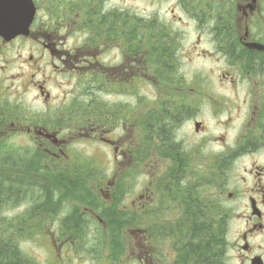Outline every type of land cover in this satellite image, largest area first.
Segmentation results:
<instances>
[{
	"label": "flooded vegetation",
	"instance_id": "obj_1",
	"mask_svg": "<svg viewBox=\"0 0 264 264\" xmlns=\"http://www.w3.org/2000/svg\"><path fill=\"white\" fill-rule=\"evenodd\" d=\"M182 1L179 0L180 7ZM219 1L193 0L208 15L215 16L222 11L234 16L238 22L237 28L214 27L207 32L214 38L212 48L230 69L223 74L222 83L248 85L243 98L247 111L237 139L228 141L225 134L210 132V122L216 120L218 111L228 107L227 100L200 88L194 91L190 88V93L183 92L180 84L176 105L181 121L176 140L180 147L181 187L189 185L190 177L185 173L193 170L203 208L212 212L219 204L226 212L224 264H264V49L255 50L247 45L254 42L264 45V0H229L224 11L223 7H218ZM31 14L33 18L28 33L18 34L9 40L3 36L4 30L0 34V142L7 144L16 135L28 136L38 155V173H34L38 180L41 179V166L53 170L56 178L66 177L63 169H68L73 161L82 162V157L87 156L82 155L75 144L81 141L96 144L95 153L87 159L92 167L95 165L98 194L109 203L106 206L109 211L117 208V213L130 218L123 225L132 229L136 227L137 213H151L156 203L153 171L158 173L159 165L172 160L169 156L168 116L162 125H154L153 121L146 124L137 116V81L139 69L147 68L146 55H139L135 39L122 36V13L117 5H112V0H0L2 27L4 23L9 26L10 19L24 20ZM91 18L102 20L99 46L91 43L94 38L90 33ZM112 19L116 28L115 33L109 36L111 26L107 21ZM131 32L134 33L135 29L132 28ZM73 36L84 38L71 44L68 39ZM25 50L27 54H24ZM91 50L96 53L118 51L121 59L111 66L98 62L96 67L100 76L97 122L82 120L81 115L89 111L81 113L72 104L47 114L31 112L15 101L8 104V91L15 85L12 79L18 80L16 96L19 98L32 87L45 103L51 102L53 94L47 86V78H37L43 70L42 64L51 67V72L56 74L74 73L80 83L79 77L87 75L92 68L88 65L93 63L89 57ZM19 61L18 71L8 74L7 67ZM26 64H29L28 69ZM179 65L181 70V61ZM141 74L149 78L147 73ZM10 79L11 84L5 87V82ZM105 92L114 97L104 98ZM155 100L158 108L155 110L152 103L151 112L158 113L161 108L165 112L166 106H174L168 102L166 94L156 93ZM205 107L215 116L206 114ZM239 116L240 113L234 117ZM234 117L231 111H227L226 119L219 123L229 127ZM187 123L194 128L197 138L194 145L185 132ZM188 148L193 149V155ZM41 151L47 156L45 164V158H40ZM9 166L6 177L11 172L16 173ZM147 166L151 169L146 173ZM138 172L146 177L140 188H137ZM59 207L57 204L53 213L58 212ZM93 210L83 207L78 219L90 217L102 224L98 216L101 213ZM71 215L68 220L77 217ZM137 236L138 233H134L135 239ZM145 239L148 241V236ZM184 250L181 243V256ZM153 253L152 248L147 250L146 264H160V259H155ZM141 261L145 260L141 258Z\"/></svg>",
	"mask_w": 264,
	"mask_h": 264
},
{
	"label": "rangeland",
	"instance_id": "obj_2",
	"mask_svg": "<svg viewBox=\"0 0 264 264\" xmlns=\"http://www.w3.org/2000/svg\"><path fill=\"white\" fill-rule=\"evenodd\" d=\"M182 2L183 4L180 7L179 0H112V5L115 4L119 7L122 16L128 17L131 20L141 18V20L144 22H153L157 32H167L170 35L167 40L176 44L175 59L177 61H181V78L183 79V76H185L187 82H189V88H192L193 91L194 89L197 90L199 88L202 90L204 89L206 93H212L217 95L219 99L227 100L228 107H226L223 111H218L216 120H212L210 122V132L215 135L225 134V137L228 141L236 140L237 136L242 130V121L247 111L243 98L248 91V85L241 82L230 84L229 82L225 81V83H222L223 74H225V72L229 71L230 69L228 68L226 61L220 59V55L212 48V46L215 44L213 41L214 38L210 33L207 32V29L216 27L212 23L213 19L211 15H208L202 10V6L195 4L193 0H183ZM218 3V7L220 9L223 7L224 11L227 5H229V0H220ZM215 4L217 5L216 2ZM232 19L234 22L235 17L232 16ZM141 29V31L144 32V28ZM199 30H203V32L199 33ZM90 33H92L91 29ZM83 38L84 36H73L72 38H69L68 41L71 44H75L78 40L81 41ZM99 38V35L98 37L94 36L91 43H93L95 46H99ZM204 51H211V53ZM24 54H27V50L24 51ZM92 55L95 57L92 58ZM89 57L93 63H89L88 65L93 68L98 66V62H103L106 65L111 66L117 64L121 60L119 59L118 51L96 53L94 50H91ZM20 63L21 61L15 65H10L7 67V73H16ZM84 65H87V63ZM26 66L28 69L29 64H26ZM42 68L43 70L39 73L37 78H47L48 81L46 83L53 94V100L51 102L45 103L42 98L38 97L37 90L32 87L26 91L24 96L19 98L16 96V87L19 84L18 80L16 82L14 79H12L15 85L8 91V104L15 101L18 102V104L22 103L25 106V109H29L31 112H42V114H47L52 112L54 109L61 107L65 108L70 104H72L73 108H78L76 103L78 104V102L81 101L84 105L86 102L90 101L91 97L94 100L100 98V94L95 87H93L92 90H87L89 86L88 79L91 77L90 74L92 72H88L87 75L80 76L79 83L77 78L78 76H75L74 73L70 75L56 74L51 72V67H47L45 64H42ZM141 72L151 74V71L146 68L139 69V77L136 89V102H138L139 108L137 115L138 119L143 120L146 124H148L147 122L150 123L154 118L157 117V113L150 112L152 111V103L153 108L157 110L158 107L155 104V94L160 93L161 91L156 87L157 82L153 76H150L149 79L145 77L148 79L146 80L141 78V75H143ZM44 73H46V77L44 76ZM96 73L98 74V72ZM98 80H100V76H98ZM5 84V87L10 85L11 79L7 80ZM92 91L93 93H91ZM191 91L192 90H188L186 92L190 93ZM178 96H180V94ZM103 97L113 98L114 96L110 97L106 94L103 95ZM79 109L81 110V113L86 112L84 111V108ZM227 111H231L233 117L240 113L238 118L234 117L235 120L229 127L223 126L219 123L221 119H226ZM204 112L208 115H212L207 107H205ZM115 114L117 115V113ZM212 116L214 117L215 114ZM176 128L171 133V137H174L178 134L179 126L177 129ZM185 132L188 135L191 143L194 140L197 141V138H195L193 125L187 123ZM30 140L31 139H29L28 136L21 134L12 136L7 144L2 143L4 150L8 151L9 153L8 159L11 153L16 155L21 154V156L23 153L24 156L30 157V151L28 150L33 148L32 142ZM195 143L196 142H193L191 145H194ZM95 146L97 145L88 141H81L80 143L75 144V148L80 149L81 154L84 156L87 155L88 157L95 153L93 152ZM188 152L192 154L193 149L188 148ZM5 158V162H14L8 161L7 156H5ZM11 158L14 159L12 156L10 159ZM168 164L159 165L158 167L156 166L158 173L153 171L152 175V178L155 179L154 190L157 194V200L151 213H148L147 215V219L150 218L149 220H151L149 224L151 223L152 227L149 229L151 234L150 242L144 241L143 237L140 236L135 239L134 236L128 232V228L125 227L121 228L119 233H115L111 230V223L109 225V229L111 231L106 233L96 221H93L92 218H89V220H82L80 232L78 233L77 237L73 238V240H75L74 243H72V240L69 238L63 236V239L68 240V244L60 252L57 248H55V244H53L54 242L51 239V235L49 234L50 231L44 235L36 233L32 237L26 238L24 242L20 244V250L30 255L34 260L38 261V264H61V262L63 264V256L66 258L67 264H146V260L148 259L147 250H151L152 248L156 250L155 255L160 257V264H174L176 253L172 248L170 240L166 239L167 235L164 234L163 229L166 228L167 224L176 220L179 216L181 218L184 217V209L187 207L185 210H189V206H191L189 205V202L191 200H194L196 203L200 202L202 205L204 202L201 194L196 190L193 170L191 169L185 173V176L188 178L190 177L188 180L189 185L187 186L188 188H191L193 192H195L193 197L188 196V198L185 200V197L182 193L181 195L179 194V197L172 196L168 191H166L169 185H172L169 182V179L165 176ZM7 165L11 166L9 167L12 169V171L16 173H22L20 172L22 170H18L21 169V166H19L17 169L11 163ZM141 165L143 166L144 164ZM149 169H151L150 166H147L146 173ZM4 170L7 171V167H4ZM140 175L141 172H138V176ZM20 178H25V176H22L21 174ZM27 178L28 179H24L21 182L36 183L38 185L36 197H38L40 200L41 181L36 179L32 181L29 176H27ZM4 180L7 183L11 182L10 179ZM145 180L146 177L143 178V176H140L139 186H137V188H140L144 184ZM184 183L185 181L183 184ZM162 186H164L163 189ZM173 186H175V184ZM59 192L61 194V203H59L60 207L58 212H55L56 215L54 216V219H56V221L54 222H58L61 219L65 220V218H68L69 215L72 214V217L77 215V223L79 220L78 213H80L81 207L78 206L76 203L77 201L75 198L71 197L69 192ZM179 198H181V204H179ZM31 200V197L29 199L22 200V202L17 203L18 205L16 204L17 206H14L13 209L6 210L5 215L8 217H14L20 214L25 215L28 213L27 211L31 207ZM100 203L101 204L97 207L98 209L104 210V208H107L106 206L108 203H102V200ZM107 209L106 212L108 211ZM106 212L105 214H107ZM206 212L210 213L207 211V209ZM107 217L109 220V216ZM34 219L39 220L37 218ZM42 222L45 223L43 220H41V222L36 224L37 228L41 227ZM77 227H79V225H77ZM137 228L138 227H135L134 229L137 230ZM53 230L57 231L59 229L54 227ZM161 232H163V234ZM117 248H119L117 254L118 257H116L115 261H113L114 259L112 258L113 255L111 253ZM75 249L79 250L80 252L77 253L78 251ZM59 254L61 260L59 259ZM141 258H143L145 261H141Z\"/></svg>",
	"mask_w": 264,
	"mask_h": 264
},
{
	"label": "trees",
	"instance_id": "obj_3",
	"mask_svg": "<svg viewBox=\"0 0 264 264\" xmlns=\"http://www.w3.org/2000/svg\"><path fill=\"white\" fill-rule=\"evenodd\" d=\"M90 22V29L93 33L91 34L98 37L102 31V20L91 18ZM107 22H109L111 26L109 36H112L116 28L114 19ZM230 22L233 25L228 15L224 16L218 13L214 23L217 28L224 29L230 27ZM132 28L135 29L134 33L131 32ZM141 28H144V32L141 31ZM121 30L122 36H125L127 39L133 38L136 40L137 51L139 55H146V62L148 64L146 69L150 70L152 74H150L151 77L153 76L156 79V87L161 93L170 95L169 103L174 104V106H166V108H164L165 112H163V108H161L160 112L156 114L157 117L153 119V124H165V120L163 119L165 116H168L170 134L169 156L172 160L170 161L168 175L166 177L172 185H169L166 191L172 196H179V194L181 195L182 193L186 200L188 196L193 197L195 192L188 187L181 188V169L180 163L178 162V151L180 147L176 140V136L171 137V133L178 127L181 121L176 105L177 98L173 96V94L177 93V87L181 83L179 61L175 59L176 44L167 40L170 36L167 32H157L153 22H144L141 18H136V26H134L133 20L122 16ZM91 72V77L88 79L89 86L87 90H92V88L95 87L98 91L99 81L98 74L96 73L97 71L93 72L92 70ZM93 91L91 93H93ZM76 105L78 108H84L89 111V113L81 115L82 119L91 122L98 121V99L94 100L91 97L90 101L86 102V104L83 105L80 101L78 104L76 103ZM29 151L32 153L30 157L24 156L23 153L22 156L21 154L16 155L11 153L10 157L12 156L14 159H10V157L9 159L10 161H14L10 162L11 164H16L17 167L21 166L20 170H22L26 176H30V179L34 181V179H36L34 173H38L39 161L37 160L38 155L36 154V150L29 149ZM5 156L4 147L0 142V264H38V261L20 250V244L24 242L26 238L32 237L36 233L44 235L50 231V227L45 223L42 222L40 228H37L36 224L41 222V220L47 222V220L51 218L55 207L57 204L61 203L59 200H54L60 199L61 194L59 191L69 192L71 197L75 198L79 204L97 208L101 203L95 188V184L97 183L95 171L88 161H73L68 169H63V174L66 177L56 178L53 170L41 166V198L39 200V198L36 197V190L38 187L36 183H23L21 182L23 180L17 176L11 178V182L9 183L5 182ZM45 156L46 155L41 151L40 158H45L44 164L47 162V156ZM174 184L175 186H173ZM163 188L164 186H162V189ZM30 197L32 200L30 202L31 207L27 211L28 213L25 215H16L14 217L5 215L6 210L13 209L14 206L16 207L18 205L17 203H21L22 200L29 199ZM178 201L179 204H181V198H179ZM189 205H191L189 206V210H185L187 207L184 209L183 218L179 216L176 220L167 224L166 228L163 229L164 234L167 235L166 239L170 240L172 248L176 253L174 264H181V261L183 264H224L226 253V212L222 210L219 204H217V207L213 209L212 212L206 208L210 213L206 212V209L203 208L200 202L196 203L194 200H191ZM106 213L107 214H103V216L107 219V216H109L107 222L109 225L111 223V230L115 233H119L121 228H124L122 226L123 223L130 221V218H126L125 214L117 213L115 209H112V211L108 210ZM147 215V213H138L136 223L144 226L146 229H150L152 227L151 223L148 224L150 218L147 219ZM77 225H79V227H77ZM80 226H82V220H78L76 223V218L73 220L67 219L62 223L61 230L58 231H61L62 236L69 239L71 237L75 238L80 232ZM109 227L110 226H108L106 233L111 231ZM163 232L161 233L163 234ZM181 243L185 249L182 256ZM118 250L119 248L111 253L114 259L113 261L118 257Z\"/></svg>",
	"mask_w": 264,
	"mask_h": 264
},
{
	"label": "water",
	"instance_id": "obj_4",
	"mask_svg": "<svg viewBox=\"0 0 264 264\" xmlns=\"http://www.w3.org/2000/svg\"><path fill=\"white\" fill-rule=\"evenodd\" d=\"M32 16L26 17L24 20H12L10 19V25H6L4 23V27L0 26V32L7 31V34H5V37L7 39H10L14 36H16L19 33H26L28 30V26L31 22ZM1 34V33H0ZM258 48H262L261 46H257Z\"/></svg>",
	"mask_w": 264,
	"mask_h": 264
}]
</instances>
